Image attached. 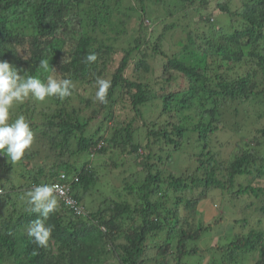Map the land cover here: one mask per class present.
Masks as SVG:
<instances>
[{
  "label": "trees",
  "instance_id": "trees-1",
  "mask_svg": "<svg viewBox=\"0 0 264 264\" xmlns=\"http://www.w3.org/2000/svg\"><path fill=\"white\" fill-rule=\"evenodd\" d=\"M0 61L73 84L63 100L30 97L10 110L34 143L19 162L0 155V264H183L197 254L188 241L205 229L194 219L208 196L231 211L259 207L216 245L221 264H264V123L241 137L251 102L264 117V0H0ZM97 78L111 82L107 103L95 99ZM227 129L233 150L221 151L218 135L213 150L211 135ZM107 173L120 185L100 203L94 189ZM52 181L87 199V214L59 199L46 219L31 213L27 186ZM180 203L195 216L181 221ZM36 219L53 229L46 247L28 236Z\"/></svg>",
  "mask_w": 264,
  "mask_h": 264
},
{
  "label": "clouds",
  "instance_id": "clouds-1",
  "mask_svg": "<svg viewBox=\"0 0 264 264\" xmlns=\"http://www.w3.org/2000/svg\"><path fill=\"white\" fill-rule=\"evenodd\" d=\"M96 60L97 55L94 52L86 56L87 63H93ZM40 67L47 71L49 64L47 61H41ZM96 84L98 88L95 99L100 103H107L111 82L97 78ZM72 88L73 84L69 79L57 80L49 76L45 83L35 76L25 77L7 61H0V155L6 156L13 163L19 162L25 156L26 150H29L34 143V133L23 115L9 122L10 110L14 105L21 104L30 97L39 102H44L50 97L63 100L72 95ZM59 178L63 179L64 175L60 174ZM54 184L65 187L64 194L74 200L80 209L79 212L66 202L63 194L59 193V186ZM31 187L33 189L28 193L27 201L31 213H39L46 219L50 213L57 211V199L77 216L88 212L85 204L73 196L69 184L67 186L63 182L52 181L50 184H32ZM4 191L5 189H1L0 186V193ZM213 206L216 207L215 204ZM52 231L50 225H46L41 219H36L28 229V236L37 246L46 247Z\"/></svg>",
  "mask_w": 264,
  "mask_h": 264
},
{
  "label": "rangeland",
  "instance_id": "rangeland-1",
  "mask_svg": "<svg viewBox=\"0 0 264 264\" xmlns=\"http://www.w3.org/2000/svg\"><path fill=\"white\" fill-rule=\"evenodd\" d=\"M232 4H234V2H232ZM161 11L162 10H160V12ZM150 17H152V15H150ZM145 23L148 25H151L147 19H145ZM131 25H132L131 27L136 26L133 22H131ZM180 34L181 33H176V35L174 36V33L169 32L166 34V36L173 37L172 42H174V41H177L181 37ZM166 40H167L166 42L167 45L168 43H172L169 37ZM167 45L164 44L165 49L168 50L169 54L171 52H177L176 51L178 49L177 46L171 45V44L168 46ZM91 87L92 86L88 85L86 86L85 90L89 91ZM49 100L50 99L47 98L44 102L49 101ZM77 101H78V98L73 100V102L75 103ZM251 104L252 105H250L246 109V110H249L248 112L249 115L247 116V118L245 119L243 118V121L241 122L245 124V127L243 131L241 132V137L244 139L246 137V133L249 134V132L251 131L258 130L257 127H259L262 123H264V117L261 120L256 119V116H257L256 111L261 107V106L258 107V105L260 104L254 103V102H251ZM260 110L262 111V107L260 108ZM19 116H21V114H19ZM217 135L219 139H221L223 143H225V146L222 147L221 151H230V150L232 151L234 148V146L232 145V143L234 142L232 131L230 129L219 130L217 133L215 132L211 135L210 137L211 147L215 151L218 150V146L216 144V139H215ZM168 150L164 149L161 151L162 156H163L162 163L166 162L167 156L170 155V152L172 151L170 148H168ZM178 154H179L178 152H173L172 158H175ZM80 156L82 159L89 158V156L85 152L81 153ZM172 160H174L173 167L178 165L180 170L181 168H183V166H181L180 168V165L182 164L181 160L179 161V163L177 162V159H172ZM94 161L95 160H93V162ZM169 168H171L170 165H169ZM12 174L14 175V172ZM12 180L13 181L17 180L16 183L23 182V180L19 177L17 179L16 177H14ZM241 180H244V179L241 178ZM100 181H101V183H99L100 189H94V190H97V195H96L97 202L101 203L102 201L106 200L108 197L113 196L112 193L115 192V187L119 186L120 183L118 180L115 179V174H109V173L102 176ZM27 188L29 192L33 189L31 185L29 187L27 186ZM212 202H213L212 196H208L207 198L202 199L200 202H198L196 206H198V210L200 212L197 210L198 212H195L196 216L195 214H192V210L190 209V207H186L183 203H180L178 206V213L176 215H178L181 221L184 219V217H186V219H190L195 216V219H194L195 225L199 224L201 226H205V229L201 230V235L197 239H191L188 241L189 247H197V254L192 253L191 255H189V257L186 256L183 260V264H200L199 260L202 261L203 256H205L207 260H209V257L216 259L217 263L221 264L222 252L217 246L223 245L226 239L227 240L231 239L229 233L238 231L237 229L244 226L245 223L246 224L250 222L253 223L255 220L247 217L252 211H256V208H257V211L259 212V207H251V208L249 207V208L241 209L242 208L241 206H239L238 209L234 208L231 211L230 205L227 203L226 199L220 200V198H218V201H217L218 204L216 205V207L213 206ZM85 206L86 208L87 207L89 208L91 206V203L87 199L85 202ZM245 218H247L246 221H245ZM228 234L229 236H227ZM4 264H7V263H4ZM110 264H117V263L111 259ZM231 264H240V263H231Z\"/></svg>",
  "mask_w": 264,
  "mask_h": 264
},
{
  "label": "built area",
  "instance_id": "built-area-1",
  "mask_svg": "<svg viewBox=\"0 0 264 264\" xmlns=\"http://www.w3.org/2000/svg\"><path fill=\"white\" fill-rule=\"evenodd\" d=\"M54 185H58L59 186V193L63 194L66 202L72 206L73 208H75L78 212L80 211L79 207L76 205V203L74 202V200H72L71 198H69L65 193V187L61 184H54Z\"/></svg>",
  "mask_w": 264,
  "mask_h": 264
}]
</instances>
